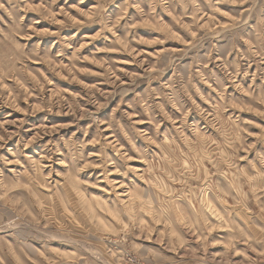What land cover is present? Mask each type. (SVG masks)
Returning a JSON list of instances; mask_svg holds the SVG:
<instances>
[{"label":"rangeland","instance_id":"1","mask_svg":"<svg viewBox=\"0 0 264 264\" xmlns=\"http://www.w3.org/2000/svg\"><path fill=\"white\" fill-rule=\"evenodd\" d=\"M0 264H264V0H0Z\"/></svg>","mask_w":264,"mask_h":264},{"label":"bare ground","instance_id":"2","mask_svg":"<svg viewBox=\"0 0 264 264\" xmlns=\"http://www.w3.org/2000/svg\"><path fill=\"white\" fill-rule=\"evenodd\" d=\"M112 140V139H111ZM211 205V204H210Z\"/></svg>","mask_w":264,"mask_h":264}]
</instances>
